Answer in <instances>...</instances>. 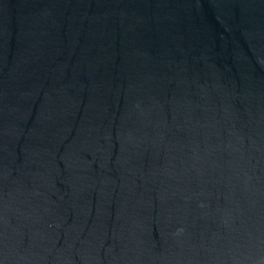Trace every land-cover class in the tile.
I'll use <instances>...</instances> for the list:
<instances>
[{
  "label": "water",
  "instance_id": "water-1",
  "mask_svg": "<svg viewBox=\"0 0 264 264\" xmlns=\"http://www.w3.org/2000/svg\"><path fill=\"white\" fill-rule=\"evenodd\" d=\"M0 264H264V0H0Z\"/></svg>",
  "mask_w": 264,
  "mask_h": 264
}]
</instances>
